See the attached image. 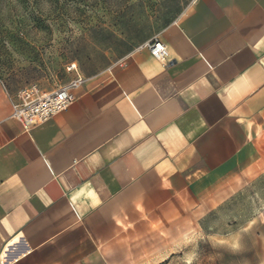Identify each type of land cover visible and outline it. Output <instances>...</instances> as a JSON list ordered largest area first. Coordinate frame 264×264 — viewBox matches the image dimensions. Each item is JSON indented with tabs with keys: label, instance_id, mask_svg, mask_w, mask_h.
<instances>
[{
	"label": "crops",
	"instance_id": "obj_1",
	"mask_svg": "<svg viewBox=\"0 0 264 264\" xmlns=\"http://www.w3.org/2000/svg\"><path fill=\"white\" fill-rule=\"evenodd\" d=\"M112 38L28 130L0 80V254L166 264L196 232L264 264V0H188L152 35Z\"/></svg>",
	"mask_w": 264,
	"mask_h": 264
},
{
	"label": "rangeland",
	"instance_id": "obj_2",
	"mask_svg": "<svg viewBox=\"0 0 264 264\" xmlns=\"http://www.w3.org/2000/svg\"><path fill=\"white\" fill-rule=\"evenodd\" d=\"M187 1L0 0V80L15 91L31 83L60 88L76 71L97 69L114 34L148 37ZM246 247L192 232L166 264H258Z\"/></svg>",
	"mask_w": 264,
	"mask_h": 264
},
{
	"label": "built area",
	"instance_id": "obj_3",
	"mask_svg": "<svg viewBox=\"0 0 264 264\" xmlns=\"http://www.w3.org/2000/svg\"><path fill=\"white\" fill-rule=\"evenodd\" d=\"M145 46L157 60L164 61L167 57V47L159 38H151ZM71 67L75 70L74 64H71ZM83 81V77L76 72L66 84L52 91H42L35 83L25 85L16 92L9 117L19 121L24 130H28L31 126L65 110L75 99V90ZM16 259L17 257L9 255L8 251L0 254V264H7Z\"/></svg>",
	"mask_w": 264,
	"mask_h": 264
}]
</instances>
